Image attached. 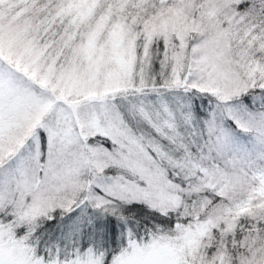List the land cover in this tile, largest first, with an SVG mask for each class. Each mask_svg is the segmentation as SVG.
Listing matches in <instances>:
<instances>
[{
  "label": "snow or ice",
  "instance_id": "obj_1",
  "mask_svg": "<svg viewBox=\"0 0 264 264\" xmlns=\"http://www.w3.org/2000/svg\"><path fill=\"white\" fill-rule=\"evenodd\" d=\"M0 264H264V0H0Z\"/></svg>",
  "mask_w": 264,
  "mask_h": 264
}]
</instances>
